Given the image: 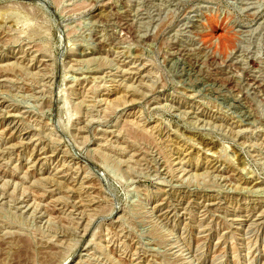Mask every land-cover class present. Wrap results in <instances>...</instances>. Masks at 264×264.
Instances as JSON below:
<instances>
[{"label":"rangeland","instance_id":"374dc122","mask_svg":"<svg viewBox=\"0 0 264 264\" xmlns=\"http://www.w3.org/2000/svg\"><path fill=\"white\" fill-rule=\"evenodd\" d=\"M0 264H264V0H0Z\"/></svg>","mask_w":264,"mask_h":264}]
</instances>
